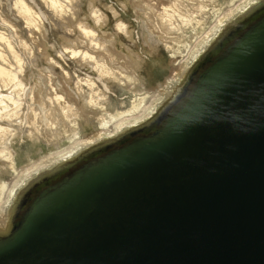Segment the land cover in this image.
<instances>
[{"label":"water","instance_id":"obj_1","mask_svg":"<svg viewBox=\"0 0 264 264\" xmlns=\"http://www.w3.org/2000/svg\"><path fill=\"white\" fill-rule=\"evenodd\" d=\"M157 114L20 189L0 264H264V0Z\"/></svg>","mask_w":264,"mask_h":264},{"label":"rangeland","instance_id":"obj_2","mask_svg":"<svg viewBox=\"0 0 264 264\" xmlns=\"http://www.w3.org/2000/svg\"><path fill=\"white\" fill-rule=\"evenodd\" d=\"M255 2L0 0V143L13 151V163L0 160V209L58 158L157 114L201 45ZM85 52L116 76L100 79Z\"/></svg>","mask_w":264,"mask_h":264},{"label":"bare ground","instance_id":"obj_3","mask_svg":"<svg viewBox=\"0 0 264 264\" xmlns=\"http://www.w3.org/2000/svg\"><path fill=\"white\" fill-rule=\"evenodd\" d=\"M170 1V0H169ZM176 4V3H175ZM174 10V11H173ZM172 11L173 12H176V10L175 9H173ZM244 10H246V7L245 8H243V10H241L238 14H241ZM178 11V10H177ZM180 11V10H179ZM171 12V11H170ZM163 14V13H162ZM238 14H236V15H238ZM160 16H162V15H160ZM164 17V16H163ZM228 22V21H227ZM173 26V25H172ZM126 33H127V31H125ZM221 34V33H220ZM219 35V33L217 32V34H214V36L212 37V38H209L205 43H203L202 45H201V47H200V49L197 51V52H195V54L192 56V61H193V63L197 60V59H199V57H200V55L202 54V53H204L206 50H208V47L210 46V45H212L213 44V41L216 39V37ZM98 48V47H97ZM76 51H78V50H75V49H72V54H76L77 52ZM81 53H83V51L81 52ZM80 54V53H79ZM80 58H81V55H80ZM79 58V59H80ZM82 58H83V60H87V61H91V62H93V63H91V66H92V64H93V66L95 67V69L96 70H98V72H99V74H100V79H102V78H106V79H110L108 76H106L108 73H109V75H110V72L112 71V67H108L107 68V66H106V62H105V60H103V61H101V62H99V60H102L101 58H99V59H96V57H94L93 55H90V53H87V52H85L84 54H82ZM88 62V63H89ZM191 63V62H190ZM126 69V68H125ZM114 70H117V69H114ZM131 71H132V69H130ZM118 71H116V73H117ZM112 74H114L115 72L113 71V72H111ZM115 73V74H116ZM114 74V75H115ZM122 75V74H121ZM116 76V75H115ZM118 76V75H117ZM113 77V76H112ZM80 79V78H79ZM112 80V79H111ZM80 81V80H79ZM88 82H90L89 84L90 85H93L94 83H93V81H91V80H89L88 79ZM177 86V84L176 85H174V86H171L170 88H171V91H173L174 89H175V87ZM92 87V86H91ZM106 89V88H105ZM170 91V92H171ZM92 94V93H91ZM91 94H89V95H91ZM61 96V95H60ZM60 96H57V99H59V97ZM85 96V95H84ZM83 98V97H82ZM89 99H87L86 97H85V99L84 100H88V102H93V104H95L96 105V103H98L99 104V102H96V101H94L95 99H93V95H91V96H89L88 97ZM63 99V98H62ZM59 101V100H58ZM66 101V100H65ZM85 101V102H86ZM61 103V102H60ZM66 103V102H65ZM64 102H62V104H65ZM87 103H85V105H86ZM90 104H92V103H90ZM92 104V105H93ZM97 104V105H98ZM89 106V105H88ZM91 106V105H90ZM64 108H66V107H68L67 106V104H65L64 106H63ZM62 107V108H63ZM87 107V106H86ZM92 107V106H91ZM94 107V106H93ZM156 107V106H155ZM96 108V107H95ZM65 111H67V110H65ZM75 111V110H74ZM13 115V114H12ZM72 115H74L75 117H76V115H75V113H71V115H69L68 116V118H69V120L70 121H74L73 120V118H74V116H72ZM67 116V115H66ZM65 116V117H66ZM31 119V118H30ZM104 116L103 115H100L99 116V120L100 121H104ZM17 120V119H16ZM15 121V120H14ZM38 121V120H37ZM19 122V121H18ZM54 122H55V120H54ZM56 123V122H55ZM57 123H59V122H57ZM63 123V122H62ZM54 125V124H53ZM55 125H57V124H55ZM59 125V124H58ZM57 125V126H58ZM30 126V125H29ZM51 126H52V124H51ZM132 126H134V124L132 125ZM130 128V126H127L126 128H124V129H122L123 131L125 130V129H127V128ZM40 128V127H39ZM51 128V127H50ZM65 128V127H64ZM2 130V129H1ZM39 130V129H38ZM37 130V131H38ZM9 131H10V129H9ZM32 132H34L33 130L32 131H30V136L32 135ZM42 132V131H41ZM41 132H37V134H36V136H39L38 135V133L41 135ZM36 133V132H35ZM44 134V133H43ZM42 134V135H43ZM118 134V133H117ZM38 138V137H37ZM9 139L7 138V139H5L2 143H0L1 145H0V147H2V148H0V160H2L3 162H5V163H13V158H12V156H13V151L11 150V148H10V145H9ZM82 150H81V148L80 149H78V150H76V151H73V152H71L70 154H68V155H66V156H64V157H62V158H58L53 164H51V166L50 167H46V168H42L41 170H39V171H42V170H46V171H48V170H50V169H52V168H54L55 166H58V165H60V163L62 164V163H64V162H66V161H68V160H70V159H72V158H74L75 156H77V154H79L80 152H81ZM41 168V167H40ZM39 173V172H38ZM37 173V174H38ZM27 181L28 180H25L24 181V183H27ZM21 189V188H20ZM20 189H18V190H16V191H13V194H12V197L11 198H9V202H8V204H7V206H4V207H2L1 209H0V212H1V214H2V216H3V218H5V220L4 221H0V230H4L6 227H7V222H8V219H10V213H11V210H12V205L14 204V201L16 200V197H17V195L20 193ZM14 207V206H13Z\"/></svg>","mask_w":264,"mask_h":264},{"label":"flooded vegetation","instance_id":"obj_4","mask_svg":"<svg viewBox=\"0 0 264 264\" xmlns=\"http://www.w3.org/2000/svg\"><path fill=\"white\" fill-rule=\"evenodd\" d=\"M221 30H222V29H220V31H219L218 33H220V32H221Z\"/></svg>","mask_w":264,"mask_h":264}]
</instances>
